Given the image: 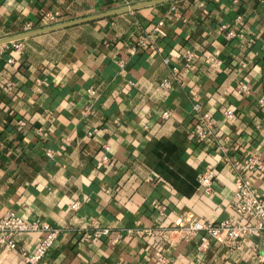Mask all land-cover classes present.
<instances>
[{
  "label": "crops",
  "instance_id": "0c3cea01",
  "mask_svg": "<svg viewBox=\"0 0 264 264\" xmlns=\"http://www.w3.org/2000/svg\"><path fill=\"white\" fill-rule=\"evenodd\" d=\"M142 1L0 0V38L49 26L47 10L62 22ZM17 42L0 44V217L59 229L43 264H262L264 234L201 248L177 227L235 216L228 159L260 158L243 178L264 197V0H170ZM195 101L214 123L203 141ZM40 238L16 236L27 249ZM0 264L23 260L0 246Z\"/></svg>",
  "mask_w": 264,
  "mask_h": 264
},
{
  "label": "built area",
  "instance_id": "2783aa9c",
  "mask_svg": "<svg viewBox=\"0 0 264 264\" xmlns=\"http://www.w3.org/2000/svg\"><path fill=\"white\" fill-rule=\"evenodd\" d=\"M171 6V9H174ZM44 23L47 25L58 23L61 19L59 11H45ZM164 19L161 18L156 21L152 27V33L155 36H164L165 31L163 29ZM226 28L225 25L222 26ZM227 37L234 36V29H227ZM13 48L20 49V43L11 41ZM140 46H146L145 40L138 42ZM185 59V66L189 65L192 59V53L186 51L183 55ZM213 60L212 57H210ZM165 63L170 61V56L163 58ZM11 58L8 62H12ZM178 67L171 66V74L173 78L177 76ZM161 88L169 90L171 88L170 78H164L160 81ZM247 90V86L243 83L239 85L238 91L244 92ZM94 90H90V94H94ZM260 101H264V95L260 97ZM193 110L197 114V121L193 128L194 135L197 140L203 141L214 135V123L210 114L207 111L202 110L201 105L198 102H194ZM169 110H164L161 115L163 118L169 116ZM227 117H231L233 112L229 109L224 111ZM218 149L225 151L222 144H218ZM102 160H107V152L109 151L108 145H103ZM229 164L235 171L233 199L230 203V208L235 213L234 217H228L222 219L219 222H206L194 220L188 222L186 225L177 227V231L182 234L183 239H190L194 236H198L199 247L206 248L210 241H218L224 245L232 247L238 243L240 239L245 236H257L264 234V197L255 192V190L249 185V183L243 178V171H250L260 165V158L256 155H249L243 160L240 159H228ZM215 178V171L211 166H207L202 172L197 175V182L203 187L205 191L211 189ZM77 207V202L71 205L74 209ZM245 217L252 218V221H243ZM38 231L41 233V238L32 249H27L24 246L17 243L16 236L22 233H30ZM106 232V230H103ZM59 229L51 226L47 222L27 221L23 217L13 213L12 211H6L0 217V246L6 247L10 250L16 251L22 258L23 264H43L42 258L46 251L51 247L55 241ZM264 249V241H263ZM160 256V255H159ZM162 258V257H161ZM264 264V257L262 260Z\"/></svg>",
  "mask_w": 264,
  "mask_h": 264
},
{
  "label": "water",
  "instance_id": "95a60500",
  "mask_svg": "<svg viewBox=\"0 0 264 264\" xmlns=\"http://www.w3.org/2000/svg\"><path fill=\"white\" fill-rule=\"evenodd\" d=\"M167 1H170V0H146V1L138 2V3H134V4L118 6V7H115V8L103 11V12L95 13L92 15H88V16H84V17H80V18H75V19H71V20H66V21L55 23V24H52V25H49V26H46V27H43L40 29H35V30L19 33L16 35L3 37V38H0V44L19 40V39H22L24 37L34 35L37 33H42V32H46V31H50V30H54V29H59V28H65V27L76 25L79 23H83V22L107 17V16H110L113 14L126 12L129 10H134V9H137V8H140L143 6L158 4V3L167 2Z\"/></svg>",
  "mask_w": 264,
  "mask_h": 264
}]
</instances>
